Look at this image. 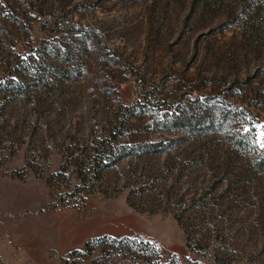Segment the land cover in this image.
Segmentation results:
<instances>
[{"label":"rangeland","instance_id":"1","mask_svg":"<svg viewBox=\"0 0 264 264\" xmlns=\"http://www.w3.org/2000/svg\"><path fill=\"white\" fill-rule=\"evenodd\" d=\"M262 125L264 0H0V264H264Z\"/></svg>","mask_w":264,"mask_h":264},{"label":"trees","instance_id":"2","mask_svg":"<svg viewBox=\"0 0 264 264\" xmlns=\"http://www.w3.org/2000/svg\"><path fill=\"white\" fill-rule=\"evenodd\" d=\"M68 57V56H67ZM46 71H44L43 73H41L40 75H38V77H40V78H44L46 75H47V73H45ZM45 73V74H44ZM50 73H53V75L55 74H57V73H60V69H52V71H50ZM42 74H44V75H42ZM261 166L263 167V169H264V161L261 163Z\"/></svg>","mask_w":264,"mask_h":264},{"label":"snow or ice","instance_id":"3","mask_svg":"<svg viewBox=\"0 0 264 264\" xmlns=\"http://www.w3.org/2000/svg\"><path fill=\"white\" fill-rule=\"evenodd\" d=\"M261 128L264 129V125H262ZM259 138L261 139V147H264V131L260 132Z\"/></svg>","mask_w":264,"mask_h":264}]
</instances>
